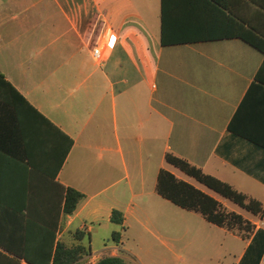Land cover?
<instances>
[{
  "label": "crops",
  "instance_id": "crops-1",
  "mask_svg": "<svg viewBox=\"0 0 264 264\" xmlns=\"http://www.w3.org/2000/svg\"><path fill=\"white\" fill-rule=\"evenodd\" d=\"M203 3L167 0L170 28L218 29L222 14ZM228 6L244 21L257 13L250 0ZM162 9L0 0V74L25 99L0 91V252L45 263L63 243L85 248L79 264H264V213L248 217L251 231H229L157 191L165 169L220 196L176 172L173 154L264 207V147L229 130L235 118L264 143V89L251 91L264 54L241 38L163 45ZM107 29L115 41L96 59ZM62 186L84 195L73 214Z\"/></svg>",
  "mask_w": 264,
  "mask_h": 264
},
{
  "label": "trees",
  "instance_id": "trees-1",
  "mask_svg": "<svg viewBox=\"0 0 264 264\" xmlns=\"http://www.w3.org/2000/svg\"><path fill=\"white\" fill-rule=\"evenodd\" d=\"M203 8L206 12L217 11L222 15L220 19V26L216 30L211 28H203L199 30L178 31L170 28V20L166 13L167 0H162V33L161 42L163 45H172L176 43L186 42H200L212 41L226 38H241L243 41L259 50L264 54V0H250L253 4L256 15L250 21H244L238 16L228 14L229 10L228 0H203ZM255 88L264 89V62L260 67L255 77L251 91ZM0 91H11L25 99L15 90V88L0 74ZM235 118L229 124V130L243 136L257 145L264 147V143L254 141L251 135L239 131L235 127ZM166 161L185 173L186 175L194 178L198 183L206 186L208 189L219 194L224 199L236 204L243 210L251 213L252 215H261L264 213L262 204L249 197L248 195L236 190L230 184L223 182L209 174L203 172L202 169L192 165L187 160L177 157L173 154L166 155ZM63 206L62 211L65 214H73L79 203L84 199V195L71 187H63ZM158 193L176 204L177 206L196 211L203 215V217L220 227L226 228L229 231L235 232H248L254 228V224L244 218V216L235 211H228L222 203L215 197L202 191L198 187L189 182L177 178L173 173L168 170L162 169L158 176L157 183ZM112 221L117 224L123 223V214L114 210L112 212ZM112 238L115 242H120V234L113 232ZM85 248L77 246L68 248L63 243H59L53 255H49L45 263L38 262L30 256H24L32 264H79ZM22 256L10 257L0 252V264H21L19 259ZM96 264H127L125 259L119 256H105L100 259Z\"/></svg>",
  "mask_w": 264,
  "mask_h": 264
},
{
  "label": "rangeland",
  "instance_id": "rangeland-1",
  "mask_svg": "<svg viewBox=\"0 0 264 264\" xmlns=\"http://www.w3.org/2000/svg\"><path fill=\"white\" fill-rule=\"evenodd\" d=\"M20 17H21V16H20ZM174 170H175L176 172H179V173H180V170H179V169H177V168L175 169V168H174ZM185 176H186V175H185ZM193 182H194L195 184H199V183H197L195 180H193ZM215 197L219 199V201L222 203V205H223L228 211H235V212H237V213H240V214H242V215L244 216V218H246L247 220H249L248 217H251V216H252L251 213L247 212L246 210H243L242 208H240V207L237 206L236 204H234V203H232V202H230V201H228V200H226V199H224V198H222V197H220V196L215 195ZM200 218H201V217H200ZM249 221H250V220H249ZM128 257H129L130 259H133V257L131 256V254H130V255L128 254ZM127 264H135V263H133L132 260H130V261L128 260Z\"/></svg>",
  "mask_w": 264,
  "mask_h": 264
},
{
  "label": "built area",
  "instance_id": "built-area-1",
  "mask_svg": "<svg viewBox=\"0 0 264 264\" xmlns=\"http://www.w3.org/2000/svg\"><path fill=\"white\" fill-rule=\"evenodd\" d=\"M115 33L112 29H107L104 33L103 36V44L101 46H96L94 49V56L96 59H101L102 58V51L104 47H111L115 41Z\"/></svg>",
  "mask_w": 264,
  "mask_h": 264
}]
</instances>
